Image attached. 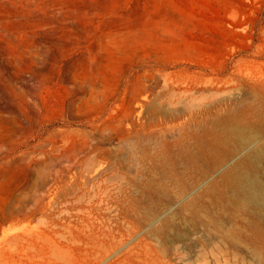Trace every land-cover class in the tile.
I'll use <instances>...</instances> for the list:
<instances>
[{
    "label": "rangeland",
    "instance_id": "rangeland-1",
    "mask_svg": "<svg viewBox=\"0 0 264 264\" xmlns=\"http://www.w3.org/2000/svg\"><path fill=\"white\" fill-rule=\"evenodd\" d=\"M259 49L264 0H0V259L30 227L64 240L108 184L121 252L264 264V107L229 79Z\"/></svg>",
    "mask_w": 264,
    "mask_h": 264
},
{
    "label": "bare ground",
    "instance_id": "bare-ground-1",
    "mask_svg": "<svg viewBox=\"0 0 264 264\" xmlns=\"http://www.w3.org/2000/svg\"><path fill=\"white\" fill-rule=\"evenodd\" d=\"M258 56H264V49H259L257 54L255 55V57L247 59V62H250V63L256 62L257 61L256 59ZM261 62L264 64V60ZM244 69H245L244 72L242 70H240L239 72H236V77L230 76L229 79L230 78H232V79H238V78L244 79V81L246 83H248L249 88L259 97L261 105L264 107V69H262L261 71H259L257 73L250 71V69L252 70V68L247 67V66H245ZM222 80H219V81H222ZM228 81L229 80H224V81H222V83L223 82L227 83ZM201 83L204 84V86L209 85L208 87H214L213 86L214 80L211 77L206 78L204 81L201 80ZM246 112L251 113L252 111L248 110ZM260 113H262V115L264 116V109L260 110ZM228 129H229L228 133L230 135L236 134V135H239L240 137H243V134L241 132L242 131L241 127H239L237 124L236 125H234V124L229 125ZM95 159H96V157L92 159V162L96 165V163H97L96 161L99 158H97L96 160ZM92 162H91L90 166H92V164H93ZM86 164L88 165V163H85V165L83 166L84 169H86L85 168L87 166ZM94 164L92 166L93 169H90L89 172H91V170L93 171L95 169L94 167L97 166V165L95 166ZM98 164H99V160H98ZM84 169H82V170H84ZM101 169L103 171L102 167H100V170ZM246 171H247V169L242 168L240 171V174H238L236 179H234L233 183L239 184L242 187L243 192L246 195H249L250 192L245 188L246 185L244 183V179L246 177L245 176ZM97 172H98V170H97ZM91 173H92L91 175L98 176L97 175L98 173L93 174L94 171ZM83 174L84 173L81 174V172H80L79 175H83ZM100 174H101V172L99 173V176H100ZM96 176H94V178H97ZM88 178H86V179L81 178L80 180H83V179L87 180ZM93 180L94 179H92V181ZM104 180L108 181L109 177L103 178V181ZM110 180H111V178H110ZM90 181L87 180L86 183L88 184V182L90 183ZM100 182L101 181H99V183ZM86 183H84V184L87 185ZM105 183L106 182L104 181V184ZM112 183H114V182L111 181V184ZM91 184H93V182ZM85 185H83V186L86 187ZM94 185L95 184H93V187H92V185H90V187H92V190H94V187L97 186V184L95 186ZM107 185H104L102 187V189L100 190L103 193V195L102 194L101 195L107 197V199L104 197H100L99 198L100 201L98 200L99 203H101V204H103L102 202H104L105 207H102L100 204L90 206L88 216L87 215L86 216H79L80 219L77 218L78 220H76V221L78 224H76L75 227L73 228L74 231L70 230L71 232L68 235H65V233H64L62 235L58 234L59 236H57V234H55V237L57 236L60 238V236H62L63 238L62 237L61 238L64 240L52 239L43 231L32 229L30 227L31 226L30 225L29 226L30 228L23 230L21 235L15 234V236H14L11 234L12 236L10 237V239L13 238L15 240V237L18 236L19 238H21L24 241V243L22 244V247L14 248L7 255L3 256L0 259V264H50V257L53 256L54 254H59L60 250H63V248L65 246H66V248H68L69 255L65 258V260L63 261L62 264H74L75 262H78L79 260L83 264H150V262L152 260L147 256V254L145 253L146 249H144V248H143V250H145L144 254H142L140 251H135L133 253V254H135L134 256L130 255V252H128L127 250L121 252V247L124 245L125 240L127 239V236L128 235L131 236V234H129L128 231L132 232V230H131L132 228L131 229L129 228V225H127V223H125L124 220H122L120 218L119 214H111V211H112L114 205L113 204L111 206L108 205L109 204V202H108L109 198L108 197H110L112 195V193H114L115 191L120 192V190H119L120 188H118V186H115L116 184L113 185V186H115L113 188H109ZM119 185L122 186L123 184L121 185V183H120ZM70 186L73 187L72 184H70ZM77 187L79 188V186H77ZM73 189H75V186L73 187ZM98 189H99V186H97V191H98ZM76 190H74V191H76ZM79 190H77V191H79ZM81 191H83V190H81ZM83 193H84V191H83ZM87 193H89V190ZM91 193H93V195L95 194V192H93V191ZM98 193H100V192L98 191ZM68 194H69V192H68ZM72 195L74 197L73 192H72ZM116 195H117V193H116ZM124 195H125V193H124ZM79 196L81 197V194ZM87 196H88V194H87ZM95 196H97V194ZM92 197L93 196H91L89 198H92ZM79 198H77V200ZM80 199L83 200V198H80ZM74 201L76 203V200H73V202ZM112 201H114V200H112ZM90 202H86V203L89 204ZM95 204H96V201H95ZM54 208H56V207H54ZM51 209L53 210V208H51ZM76 209L78 210V208H76ZM56 210L58 211V209H56ZM61 210H59V211H61ZM82 210H85V209H82ZM67 211H69V210H66L65 212H67ZM74 212H76V211L74 210ZM66 215H68V212L66 213ZM58 216L60 217L61 215H58ZM53 220H55V219H53ZM43 221H46V219L43 218ZM62 221L63 220L61 219V222ZM42 223H44V222H42ZM49 225H50V223H49ZM41 226H45V224L44 225L42 224ZM24 227H25V225H24ZM53 227L54 226H52V228ZM55 227L57 228L58 226L56 225ZM60 229H62V227ZM66 229L67 228L65 227V230ZM10 233H11V231H10ZM52 233H54V232H52ZM128 238H129V236H128ZM6 243H8V242H6ZM8 245H9V243H8ZM136 260H138V263H135Z\"/></svg>",
    "mask_w": 264,
    "mask_h": 264
}]
</instances>
